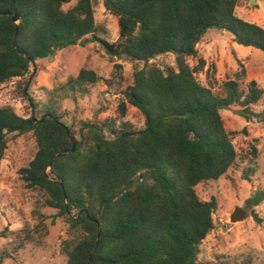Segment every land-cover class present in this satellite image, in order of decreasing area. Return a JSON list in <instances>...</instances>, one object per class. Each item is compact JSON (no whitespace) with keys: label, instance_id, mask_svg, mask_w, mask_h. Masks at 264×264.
I'll return each mask as SVG.
<instances>
[{"label":"trees","instance_id":"16d2710c","mask_svg":"<svg viewBox=\"0 0 264 264\" xmlns=\"http://www.w3.org/2000/svg\"><path fill=\"white\" fill-rule=\"evenodd\" d=\"M71 1L0 0V88L16 79L15 95L28 99L25 77L33 61L96 40L109 56L144 66L134 71L118 116L82 121L78 130L58 112L54 97L43 102L40 115L35 102L28 116L0 106V170L9 135L30 133L37 142L33 159L18 170L36 193L35 222L2 232L11 238V251L3 255L45 243L47 208L67 223L60 243L65 264H231L198 261L202 241L216 226L218 199L201 198L196 187L220 179L238 156L247 157L233 142L219 106L236 107L248 121L256 117L264 123V112L255 110L264 88L247 80L242 62L233 76L219 79L215 64L206 67L197 43L216 28L229 31L234 42L264 51V27L237 15L244 0H103L119 24V38L110 42L100 36L106 30L95 19L94 1L77 0L64 8ZM168 53L175 66L151 60ZM99 78L84 67L54 91L85 93ZM127 103L144 114L142 129L119 123ZM248 144V155L257 158V144ZM263 200L259 191L253 204ZM253 217L261 222L256 212Z\"/></svg>","mask_w":264,"mask_h":264},{"label":"rangeland","instance_id":"374dc122","mask_svg":"<svg viewBox=\"0 0 264 264\" xmlns=\"http://www.w3.org/2000/svg\"><path fill=\"white\" fill-rule=\"evenodd\" d=\"M93 1L95 19L106 30L100 36L110 42L117 40L120 35L117 17L106 10L103 0ZM76 2L77 0H72L64 8L73 6ZM236 13L264 27V0H244L236 7ZM197 47L206 58V67L216 65L219 79L233 76L242 62L247 68V80L255 79L264 88L263 50L234 42L229 31L216 28L210 29L206 38L197 43ZM151 60L158 61L162 66H175V56L172 53L152 57ZM143 66V61L109 56L103 44L97 40L85 46L70 45L60 50L52 59L36 60L35 71L32 65L31 72L25 77V81L29 80L28 99L15 95L16 79L2 85L0 106L11 105L18 114L28 116L34 108L30 104L35 102L38 103L37 113L40 115L44 112L42 105L54 97L58 112L62 113L68 124L78 130L82 121H103L118 116V103L122 99L126 100L125 90L133 82V73ZM84 67L95 70L100 77L94 85H86L88 91H76L75 94L54 91L70 75H77ZM201 80L206 82L205 72L201 74ZM127 105V114L119 123L127 121L133 128L142 129L145 126L144 114L139 108L129 103ZM255 110L264 112V100L262 104L255 106ZM222 116L226 128L234 132L233 142L238 149L243 150V156L247 157L238 156L220 179L200 183L196 187L201 198L209 200L216 196L218 199V208L213 215L216 226L202 241L198 261L225 260L235 264L251 259L254 263L264 264V200L258 205L253 204V198L258 196V192L264 191V123L256 117L248 121L237 112L236 107L223 108ZM248 141L250 144H257V158L248 155ZM36 149V139L30 133L15 138L8 136V148L0 170V264H65L60 243L67 234V223L62 217L54 218L55 211L47 208L44 212L50 217L49 234L45 243L28 244L13 257L3 255L5 251H11V238L1 236L2 232L6 228L17 230L26 222H35L32 209L36 193L27 189L18 170L29 164ZM237 207L243 208L247 217L242 221L232 222L231 214ZM253 212L258 214L261 222L256 221Z\"/></svg>","mask_w":264,"mask_h":264},{"label":"water","instance_id":"95a60500","mask_svg":"<svg viewBox=\"0 0 264 264\" xmlns=\"http://www.w3.org/2000/svg\"><path fill=\"white\" fill-rule=\"evenodd\" d=\"M13 19H14V21H16V20H18V17L16 15H14ZM33 67H34L33 71H35V69H36V61H33ZM219 108L220 109H223V108L230 109L231 107L229 105L223 104V105H220ZM73 149H74V147H73ZM69 151L70 150L64 151L63 154L67 153ZM58 155H60V154H58ZM246 217H247L246 211L243 208H241V207H237L236 210L231 214L230 220L232 222H237V221L244 220Z\"/></svg>","mask_w":264,"mask_h":264}]
</instances>
